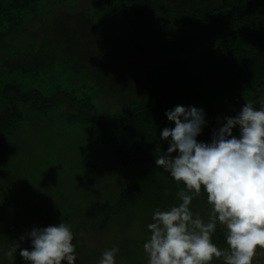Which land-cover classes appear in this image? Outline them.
<instances>
[{"label": "trees", "instance_id": "obj_1", "mask_svg": "<svg viewBox=\"0 0 264 264\" xmlns=\"http://www.w3.org/2000/svg\"><path fill=\"white\" fill-rule=\"evenodd\" d=\"M43 5L52 13H37ZM56 13L93 20L99 28L105 20V30L90 36L89 62L74 47L42 38L40 30L27 35L25 24L39 18V25ZM0 45V264H28L19 250L31 245L19 237L59 222L73 233L75 264H97L113 246L115 264H147L146 225L154 210L178 204L183 188L154 163L158 149L168 146L159 137L172 126L165 110L192 105L208 111L196 137L208 142L243 103H264V0H0ZM114 62H133L126 74L135 79L110 93L106 75L116 71H109ZM102 100L111 104L103 113ZM51 115L93 143L82 145L74 166L48 157L57 144L43 133L30 146L24 139L20 154L10 147ZM106 162L122 179L108 183L104 196L90 194L84 180H93ZM189 207L207 222L211 206L203 191ZM224 236L217 223L211 242L226 249ZM104 237L103 246L91 241ZM257 251L252 264H264V250ZM210 264L224 261L213 257Z\"/></svg>", "mask_w": 264, "mask_h": 264}, {"label": "clouds", "instance_id": "obj_2", "mask_svg": "<svg viewBox=\"0 0 264 264\" xmlns=\"http://www.w3.org/2000/svg\"><path fill=\"white\" fill-rule=\"evenodd\" d=\"M164 115L172 126L162 128L159 137L168 146L162 153L158 149L154 163L183 188L177 191L180 202L154 210L146 225L147 264H210L213 257L224 264H252L260 254L257 246L264 250V103L260 108L243 103L208 142L196 139L206 124L202 108L175 105ZM201 191L211 206L207 222L189 207ZM217 223L225 229L226 249L211 242ZM25 237L31 247L20 248L19 256L28 264H75L73 233L65 223L33 227L19 239ZM117 251L105 249L97 264H115Z\"/></svg>", "mask_w": 264, "mask_h": 264}, {"label": "rangeland", "instance_id": "obj_3", "mask_svg": "<svg viewBox=\"0 0 264 264\" xmlns=\"http://www.w3.org/2000/svg\"><path fill=\"white\" fill-rule=\"evenodd\" d=\"M51 8L52 7L50 5H47V6L43 5L38 9L37 13H40V14L49 13L51 11ZM50 13H52V11ZM37 20L30 22V27H29V23L24 25L26 27L28 36H32V37L37 36L36 33L37 31L40 30L43 35L42 38L49 37L52 40H58L59 42L62 41L68 47H74L75 49H77V51L80 52L81 58L85 60L86 62H89L92 57V49H93L94 42L90 36L96 38V36H98V33H101L103 30H105V27H104L105 20L102 22L101 27L99 28L94 23H92L95 21L91 19H90L91 21L87 19L80 20L78 19L77 16L75 15L72 16V14L71 15L67 14L65 16L64 14H62L60 15L59 18L57 14L55 18H50L47 20L44 19V16H43L41 18L39 25L36 24ZM27 21L29 22L30 19H27ZM45 21L46 23H49V24H46V26H43L45 24ZM8 38L9 40L7 41H10L11 36ZM41 41H43V39H41L40 42ZM10 42H12V40ZM10 42L8 43L5 41L4 46H8L7 43L11 46L12 44ZM12 43L14 44V42ZM4 46L0 45V49H3ZM22 46L20 48H22ZM97 54H100V52L98 51ZM101 54L98 56L99 61L102 59ZM115 64L116 65H112L109 71L112 69H115L116 71L110 75L108 74L106 75L108 76V79L106 81L105 87L108 89L110 93L116 92L118 88L119 87L121 88L125 83L131 84V82L134 81L133 79H135V76L126 74L127 71H129L130 69L133 70L136 67L133 64V62L129 64L124 63V62H120L118 64L115 63ZM88 65L92 67L90 63ZM97 65L99 64H96L95 66ZM118 69H121V70H118ZM136 80H138V78H136ZM132 90H134L133 86H132ZM104 100L99 101L97 103V107L98 109L101 110L102 113L103 111H106L108 109L109 104H110V100L109 101H104ZM116 103H118V101ZM203 111H204V114L208 113V111L204 109ZM48 118L50 119L44 122H40L39 120H37L38 121L37 123L39 124L35 126L36 128L29 127L27 132L25 133L22 132L18 136V138L10 141V147L14 148V150H16V153L20 154L19 149L21 147H24V144L26 143V142H23L24 139L29 140L28 142H30L29 143V146H30L31 144H36V137L40 136L43 133L44 135H46L45 136L46 139L52 138L53 144L54 143L57 144L56 145L57 147L51 152L52 154L48 155V157L52 155L51 157L54 161L60 162L61 164H63L62 160L63 161L66 160L65 162L66 164L68 165L70 164V166H74L76 163L74 159L80 158L79 153H81V151L84 150L82 148V145L85 144V146H88L89 140L86 139L84 136L80 135V132L76 130L75 128H65L64 126L59 125L58 117L51 115ZM35 120L36 119H34V121ZM41 127L44 129H42L41 132L38 131V133L36 134L35 132L39 130L37 128H41ZM89 145H93V143L90 141ZM44 154L45 153H42L41 156ZM68 155L69 156L74 155V158H70V157L68 158ZM23 156L25 157L26 160L29 159L30 157L29 147H28V150L25 149V153H23ZM64 158L66 159L64 160ZM101 169H102V172L100 174L96 173L93 180H88L87 179L88 177L84 180V182L87 183L85 185V187L87 188V191L90 192V194L91 193L94 195L96 194L100 197L104 196L103 194H105L104 192H105V189L107 188L108 183H112V181L116 180L119 177L120 179H122L121 172L114 170L113 164H108V162H106V164L104 165V168H101ZM88 240L89 239H87V241ZM91 241H94L96 244H100V246H103L107 242V238L104 237L100 240H98L97 238H94Z\"/></svg>", "mask_w": 264, "mask_h": 264}]
</instances>
